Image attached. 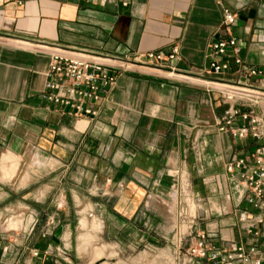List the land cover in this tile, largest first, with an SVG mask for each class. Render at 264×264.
Segmentation results:
<instances>
[{
	"label": "crops",
	"instance_id": "obj_1",
	"mask_svg": "<svg viewBox=\"0 0 264 264\" xmlns=\"http://www.w3.org/2000/svg\"><path fill=\"white\" fill-rule=\"evenodd\" d=\"M225 2L240 17L245 60L263 65L264 0ZM221 20L216 0H0V264H63L65 249L80 257L85 237L72 204L86 203L82 217L101 225L94 244L158 243L159 231L177 222L171 192L182 176L195 236L205 231L206 245L220 250L260 242L241 227L240 212L252 209L226 171L251 145L219 130L218 92L181 77L122 72L94 114H74L44 96L50 54L41 43L130 60L178 46L169 62L199 74ZM231 67L222 75L235 80ZM259 110L264 116V104ZM19 207L21 225L5 226Z\"/></svg>",
	"mask_w": 264,
	"mask_h": 264
},
{
	"label": "built area",
	"instance_id": "obj_2",
	"mask_svg": "<svg viewBox=\"0 0 264 264\" xmlns=\"http://www.w3.org/2000/svg\"><path fill=\"white\" fill-rule=\"evenodd\" d=\"M216 2L222 7V20L207 46L209 65L202 70L212 77L199 75L201 71L194 74L176 69L169 61L179 54L178 46H172L168 52L149 50L130 60L116 54L41 43L39 48L50 54L44 96L51 102L69 107L74 114H94V104L115 86L122 72L181 77L218 92L220 102L225 104L218 121L219 130L229 131L233 138L251 145L241 155L230 159L226 171L239 180L244 188L243 200L252 209V212H240L241 227L246 233L260 238V242L246 245L233 241L227 243L224 250L210 247L205 242V231H199L195 236L194 213H189L187 230L192 235V242L187 249L188 260L191 264L199 261L204 264H264V116L259 110L264 104V64L247 63L243 56L245 39L235 28L240 20L237 10L225 0ZM232 63L236 64L234 71L239 74L235 80L222 75L231 70ZM8 248L6 244L4 249ZM38 254L36 249L34 255Z\"/></svg>",
	"mask_w": 264,
	"mask_h": 264
},
{
	"label": "rangeland",
	"instance_id": "obj_3",
	"mask_svg": "<svg viewBox=\"0 0 264 264\" xmlns=\"http://www.w3.org/2000/svg\"><path fill=\"white\" fill-rule=\"evenodd\" d=\"M260 19H264L263 16ZM189 181L182 176L179 185L173 188L171 194L178 204L177 208V222L173 221L166 225L159 231L160 235L158 243H147L143 241V244L135 247H125L121 250L118 247H112L108 245L106 241L100 244L92 243L90 241L91 235L95 236L97 229L101 228V225L93 217H85L84 214L87 204H72L73 208L80 212L74 220L73 225L77 226L79 230L84 233L85 240L82 241V248L80 257L74 255V251H68L67 249L59 251V259L63 264H191L188 260L187 249L192 242V235L187 230L188 215L193 213L194 202L186 192H189L186 184ZM177 195V196H176ZM176 196V197H175ZM61 203V202H59ZM63 205V202H62ZM60 205V206H62ZM22 208H18V212L15 213V217L8 219L5 222V226H20L24 215H20ZM14 214V213H12ZM9 214L7 218L12 217ZM80 216V218H79ZM173 217V215H172ZM14 222H16L14 224ZM94 228V229H93ZM87 233V234H85ZM71 255V256H70ZM204 262H195L192 264H202Z\"/></svg>",
	"mask_w": 264,
	"mask_h": 264
},
{
	"label": "bare ground",
	"instance_id": "obj_4",
	"mask_svg": "<svg viewBox=\"0 0 264 264\" xmlns=\"http://www.w3.org/2000/svg\"><path fill=\"white\" fill-rule=\"evenodd\" d=\"M17 42H21V43H23L22 41H17ZM16 222H14V224H15Z\"/></svg>",
	"mask_w": 264,
	"mask_h": 264
}]
</instances>
